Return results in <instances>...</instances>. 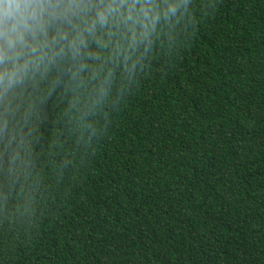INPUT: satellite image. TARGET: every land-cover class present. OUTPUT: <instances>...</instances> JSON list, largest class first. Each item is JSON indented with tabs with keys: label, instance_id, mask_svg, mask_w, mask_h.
<instances>
[{
	"label": "trees",
	"instance_id": "trees-1",
	"mask_svg": "<svg viewBox=\"0 0 264 264\" xmlns=\"http://www.w3.org/2000/svg\"><path fill=\"white\" fill-rule=\"evenodd\" d=\"M151 2L0 133V264H264V0Z\"/></svg>",
	"mask_w": 264,
	"mask_h": 264
},
{
	"label": "clouds",
	"instance_id": "clouds-1",
	"mask_svg": "<svg viewBox=\"0 0 264 264\" xmlns=\"http://www.w3.org/2000/svg\"><path fill=\"white\" fill-rule=\"evenodd\" d=\"M177 5L160 7L151 0H0V133L6 143H26L30 132L27 117L50 91L57 70L76 81L94 60L98 50L109 46L104 37L117 36L121 29L130 35L147 36L161 16L176 13ZM142 31L138 34L136 29ZM48 82V87L42 86ZM28 87L36 91L26 109L25 119L17 120L21 93ZM14 150L12 159L19 158Z\"/></svg>",
	"mask_w": 264,
	"mask_h": 264
}]
</instances>
